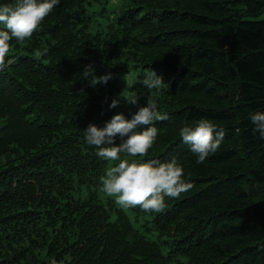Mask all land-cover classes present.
Returning a JSON list of instances; mask_svg holds the SVG:
<instances>
[{
    "label": "trees",
    "instance_id": "1",
    "mask_svg": "<svg viewBox=\"0 0 264 264\" xmlns=\"http://www.w3.org/2000/svg\"><path fill=\"white\" fill-rule=\"evenodd\" d=\"M263 13L264 0H59L30 39L11 41L15 62L0 71V264H264V139L250 119L264 113V21L251 20ZM86 65L112 78L93 86ZM151 70L163 90L143 86ZM149 96L167 119L146 156H121L175 159L193 185L161 213L100 191L117 162L84 132L131 119ZM202 119L225 136L197 164L179 131Z\"/></svg>",
    "mask_w": 264,
    "mask_h": 264
},
{
    "label": "clouds",
    "instance_id": "2",
    "mask_svg": "<svg viewBox=\"0 0 264 264\" xmlns=\"http://www.w3.org/2000/svg\"><path fill=\"white\" fill-rule=\"evenodd\" d=\"M58 4L59 0H16L15 4L0 5V25L3 26L0 27V71L15 62L9 58L11 41L22 44L30 39ZM40 55L42 53L38 52L37 58ZM82 75L93 86L106 84L112 78L111 73L94 75L92 65H86ZM164 84L163 77L155 71L145 73L143 86L150 92L163 90ZM124 99L132 105L139 102L138 96ZM118 105L119 99H113L109 107L116 108ZM166 119L167 115L158 110L157 101L149 96L146 106L139 107L131 119L122 113L116 114L105 127L98 128L90 124L84 131L86 143L98 149L99 157L117 162L108 167L106 175L101 177L100 191L107 197H114L115 203L123 209L139 206L145 212L161 213L166 208L165 197L179 198L181 193L193 187L184 181V169L175 159L165 163L154 160L130 163L121 156H146L158 135L155 122ZM250 119L254 133L264 139V113H256ZM142 126L148 127L138 131ZM117 135L121 139L119 145L115 144ZM179 135L184 143L191 145V152L198 157L196 163L201 164L220 148L225 131L222 128L217 130L216 125L202 119L195 126L182 127Z\"/></svg>",
    "mask_w": 264,
    "mask_h": 264
},
{
    "label": "rangeland",
    "instance_id": "3",
    "mask_svg": "<svg viewBox=\"0 0 264 264\" xmlns=\"http://www.w3.org/2000/svg\"><path fill=\"white\" fill-rule=\"evenodd\" d=\"M251 20L264 21V13L257 18H252Z\"/></svg>",
    "mask_w": 264,
    "mask_h": 264
}]
</instances>
